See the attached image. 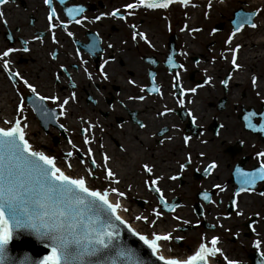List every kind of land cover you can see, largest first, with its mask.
Masks as SVG:
<instances>
[{"label":"flooded vegetation","instance_id":"flooded-vegetation-1","mask_svg":"<svg viewBox=\"0 0 264 264\" xmlns=\"http://www.w3.org/2000/svg\"><path fill=\"white\" fill-rule=\"evenodd\" d=\"M132 2L64 0L61 4L52 0L59 21L67 25L58 24L53 30V43L48 31L49 9L43 0H7L0 5L7 21L0 20V51L18 49L10 56V70L34 85L39 95L59 97L55 105L43 107L55 110L56 116L59 103L68 99L66 112L87 110L94 112L96 119L119 120L126 194L138 201L142 215L148 218L144 220L147 232L171 234L166 241L171 248L168 257L186 258L195 252L201 237L207 244L216 236L224 256L210 258L215 264H226L225 256L237 264H258L264 259V196L260 195L264 182H257L250 193L238 197L233 193L241 187L236 169L253 171L264 162L256 155L264 151L260 117L250 118L257 125L255 130L246 127L244 119L250 112L264 113V21L256 20L257 13L251 17L257 28L245 26L231 44H225L239 19L235 13L250 16L256 8L233 6L224 14L213 9L204 11L198 0H189L186 8L179 3L167 9L140 7L123 20L108 15L114 9L124 15L129 11L124 5ZM76 7L84 11L74 14L73 22H69L65 9ZM97 16L101 18L96 20ZM75 19H80V24ZM134 30L145 33L148 43L139 37L133 40ZM237 44L240 68L233 69L231 49ZM101 64L107 80L100 75ZM177 73L182 95L174 87ZM253 76L257 77L255 87ZM208 77L211 79L205 84ZM130 80L134 83H128ZM222 80H227L226 86ZM2 83L18 85V97L23 94L34 112L37 106L28 100L36 96L20 80H10L0 67ZM153 86L159 91L150 92ZM191 88L196 92L188 91ZM130 96L144 99L130 100ZM113 111L119 117L111 115ZM84 116L80 111L72 120L86 125L90 118ZM141 123L145 127L141 128ZM101 133L95 138L105 139L108 130ZM184 137L189 138L187 144ZM213 161L217 167L205 173ZM145 164L152 168L151 174L144 172ZM180 164L186 167L181 170ZM173 176L176 179H170ZM157 177L160 192L144 183ZM153 208L160 212L159 217L153 214ZM237 211L242 215L237 216Z\"/></svg>","mask_w":264,"mask_h":264},{"label":"snow or ice","instance_id":"snow-or-ice-1","mask_svg":"<svg viewBox=\"0 0 264 264\" xmlns=\"http://www.w3.org/2000/svg\"><path fill=\"white\" fill-rule=\"evenodd\" d=\"M7 3V0H0V5ZM43 3L48 6L47 21L48 31L52 33L53 43L56 42L54 29L58 24L66 28V24L59 21L56 10L51 6L52 0H43ZM63 4L64 0H60ZM179 3L182 6H187L189 0H134L132 3L124 5L126 11L124 15L118 9H114L108 15L119 17L121 20L125 15H132V10L140 7L146 9H167L171 4ZM211 4L209 3V7ZM69 22H73L74 14L82 13L83 8H66L65 9ZM260 10L251 13L250 16L243 13L239 14V19L235 21V28L229 34L225 44H231L233 37L240 32L245 26L253 29L258 25L252 22L251 17L257 15ZM103 15V14H102ZM207 16V13H205ZM101 17H95L99 20ZM0 20H4V13L0 12ZM76 24H80V19H75ZM133 29L135 26H131ZM184 31V29H181ZM191 31H199V29H192ZM213 32L216 29L212 30ZM71 36L72 33L68 32ZM148 40L143 32H132V39ZM33 39H40V37H33ZM28 42L24 41L26 45ZM151 46V45H150ZM109 48L112 45H108ZM240 45L237 44L235 48L231 49V63L233 69H239L240 65L237 63V51ZM18 49L7 47L0 51V67L8 74L10 80H20L23 85L36 96L37 100L43 102L51 100L56 102L57 96H41L37 93L34 85L23 79L17 72L10 70V56ZM24 52L28 51L27 47L23 48ZM83 63V61H82ZM107 61H105V64ZM171 64V59H169ZM173 67H183L182 65H172ZM100 75L107 80L108 77L103 71L104 64L100 65ZM85 71H87L85 69ZM59 79V77H57ZM89 79L91 76L89 75ZM211 77L205 79V84L209 82ZM174 87L179 89L181 95L184 89L180 88V76L177 73L174 77ZM257 77H252V85L255 87ZM132 84L134 81H128ZM222 84L227 85V80H222ZM15 87V84L13 85ZM145 91L141 88V92ZM150 92L156 93L159 89L153 86L149 89ZM188 91L195 93L196 88H191ZM72 99H75L73 96ZM128 99L143 100V96L128 97ZM181 104L183 101H179ZM69 103L68 99H64L59 103V115L63 116L66 113L65 106ZM35 110V109H34ZM24 111L23 101L17 105L15 112L16 119L3 121L6 127H0V264H145L139 257L137 251L128 247L124 241L120 239L119 226L123 225L127 228L133 236H137L150 250L157 260L163 261V264H210V258H215L218 254L224 256L222 250L217 247L218 237L213 236L210 241L205 243L204 237H201V242L197 246L195 252L188 255L186 258L164 257L159 255V241H167L171 239V234H157L153 232L151 237L143 235L133 229L127 221H125L119 214L118 210L121 205L119 199L113 203L109 200V190L103 191L92 188L88 185L85 176H71L67 174L61 167L57 166L56 158L48 155L43 151L36 150L27 139L25 129L28 127L26 118L21 115ZM171 111L170 109H166ZM42 115L47 116L46 111L41 112ZM164 115V112L159 113ZM190 116L191 112L188 113ZM55 110L51 113L52 118H55ZM259 115L260 126L259 130L264 132V113H248L245 119V126L256 129L257 125L250 122V118ZM195 121V117H192ZM22 121H25L22 123ZM63 128V125H60ZM93 125L86 124V127L81 129V135L84 136V145L91 144L86 133L90 132ZM140 127H145L140 124ZM171 139V137H168ZM188 137H184V142L187 144ZM68 143L72 145V141ZM75 148V145H72ZM77 151H79L77 149ZM73 155L71 151L65 154V164L69 170L72 169L70 159ZM202 155V154H201ZM258 158L264 159V151L258 152ZM87 156L91 161V168L97 166V161L92 158L93 152L91 147L87 148ZM109 157L103 155L104 160V178L111 183H119L115 177V173L107 167ZM186 163H190V160ZM80 164L84 165L85 160L81 159ZM144 172L151 174L152 168L147 164L143 165ZM186 164H180V169L183 170ZM217 164L213 161L204 169L205 173L215 169ZM237 175L240 177L241 187L233 193L234 197H238L241 193H250L254 190V185L257 182H264V162H261L253 171H242L236 169ZM87 176L93 177L91 169H86ZM157 177L154 180H146L144 183L151 190L160 192L156 187ZM170 179H176L175 176ZM214 187L220 188L219 185ZM223 191V188H220ZM111 193L118 198L124 197L125 193L119 191L117 188H111ZM260 195L264 196V193ZM204 199L208 200V195L204 194ZM161 203H164L163 196L160 197ZM234 206H237L236 199L232 201ZM165 207H168L165 205ZM171 210V208H169ZM126 211V209H125ZM153 214L160 216L155 208ZM237 216L242 215L240 211L236 212ZM137 220L143 219L148 221L147 217H136ZM155 223L154 221L152 222ZM188 223V221H184ZM22 238H33L37 243L42 244L47 250L46 254L39 258L33 259L26 253L22 261H17L9 252L10 241L21 240ZM181 239V237H177ZM211 245L210 247L208 245ZM256 246L259 248L260 244L257 241ZM226 264H237L236 261L228 260L225 256ZM258 264H264V259L258 261Z\"/></svg>","mask_w":264,"mask_h":264},{"label":"rangeland","instance_id":"rangeland-1","mask_svg":"<svg viewBox=\"0 0 264 264\" xmlns=\"http://www.w3.org/2000/svg\"><path fill=\"white\" fill-rule=\"evenodd\" d=\"M244 0H222V1H215L214 4H212L209 7V4L207 2H199L197 4H202V8H204V11H207L208 9H213L215 11L224 13V14H228L230 8H232L233 6H244L245 4L243 3ZM195 3V2H194ZM220 5V6H219ZM248 8H253V9H259L260 11L258 12L259 17L261 18L262 21H264V0L263 3L261 4H255V6H250ZM179 12L181 10V8H178ZM7 85V84H6ZM14 85V84H13ZM13 85L9 86L7 85V88L9 89V92H11L12 96H15L13 98V100L11 101V107L10 109H12V114L13 117L16 114L15 109L17 107L18 104L21 103V101H23V105H24V111L21 113L22 116H24L26 118V123L27 125H31L32 128L35 130L34 132H32L29 137L30 138H35L36 139V148H45L46 151H48L49 153H51L54 157H59L58 161H65V154L69 151H71L73 153L72 157L69 158L71 164L73 165V167H76L78 169V171H81V173L83 175L86 174V169H91V171L93 172V177L90 176H86V178H88V180H92L95 185H99L100 184V180L98 178H100L99 176L96 175L95 173V168L99 169V171H102L101 169H103V172L101 173V177H104V160H103V155H107L109 157L108 161H107V167L110 168L114 173H115V177L118 180L119 177L118 175H120V171L119 168H123V158H122V151L120 149V147H118L119 140H111L108 143L104 141V145H102V140L96 139L95 136L99 137L103 132L108 130V132L111 129L117 130L118 132H120V126H119V120L116 121L113 118H109L110 120H106V119H96L98 118L94 112L90 113L91 111H88V113L84 110H78V111H72V117L76 118L80 111H82V113L85 114L84 117L90 118L91 120H96L97 122H91L90 119H88L87 123H90L91 125H93V127H95L97 130H94L93 127L91 129V133L88 134L86 133V135L88 136L89 140L91 141V144L88 146L84 145V136L81 135V129L85 128L86 125H84V123L82 124H78L77 126L74 127V129L71 131H69V129L67 128V124H66V120H67V112L65 113V115L61 116L59 115L58 111V116H56V121L55 124H51V123H47L46 125V129L44 130L40 127L39 124V119L36 117V115L34 114V112L32 111V109L29 108V106L26 104L25 99L22 97V95H20L21 97H18V93L17 91H19V87L18 85H15V87ZM21 90V89H20ZM26 90H24L25 92ZM23 92V93H24ZM48 97V96H47ZM45 103L48 106H52L55 105L53 104V102L51 100H45ZM8 107L9 102H5L3 107ZM3 107L0 108V112H2ZM15 112V113H14ZM86 112V113H85ZM111 115L114 116H118V112L113 111L110 112ZM16 118L17 114H16ZM64 121L65 123L61 122ZM25 121H22V123ZM93 123V124H92ZM4 125V123H3ZM60 125H63V128L60 127ZM93 136V137H92ZM71 140L72 141V145H75V148H73L72 145H70L68 143V141ZM43 142L46 144L43 145ZM91 147L92 152H93V157L96 161H97V166L95 168H91V161L89 159V157L86 156V152H87V148ZM101 147V148H100ZM86 152H85V149ZM77 149L79 151H77ZM95 150H99L98 153L94 152ZM83 159L85 160V164L81 165L80 164V160ZM87 175V174H86ZM120 180V179H119ZM135 187V186H134ZM97 188V187H95ZM103 188V187H102ZM136 188V187H135ZM122 200H128L130 203V209L131 211L134 209V207L136 206L138 211L141 213L140 211V206L138 204V201H134V200H130V196L129 194H126V197H121ZM126 200V202H127ZM140 217H144L141 213ZM140 221L146 225L144 223L143 219H140Z\"/></svg>","mask_w":264,"mask_h":264},{"label":"bare ground","instance_id":"bare-ground-1","mask_svg":"<svg viewBox=\"0 0 264 264\" xmlns=\"http://www.w3.org/2000/svg\"><path fill=\"white\" fill-rule=\"evenodd\" d=\"M198 1L199 2L205 1L208 4L210 3L212 5V4H214L215 1H218V0H198ZM243 3L245 4L244 5L245 7H250V6H255V4L257 5V4L263 3V0H244ZM180 6H182V5H180ZM198 6L202 7L203 5L198 4ZM184 8H186V6H184ZM196 13L197 12H195V14ZM256 20L261 21V18L259 17V15H257ZM14 97L15 96H12L11 92H9L7 85L2 83V85H0V108H2L4 106L5 102H9L10 105H8V107H6V105H5V107H3L2 112H0V127H6L7 126V125H3V121L5 119H9V120L16 119V114L13 117L12 109H10V107L12 106L11 101L13 100ZM72 119L74 120V118L72 117V111L68 110L67 111L66 124H67V128L69 129V131L70 130L72 131L74 129V127L77 126V124L74 123V121ZM61 122L65 123L64 121H61ZM25 131L27 134V139L29 140V142L32 144V146L36 150L43 151L46 154L53 156L51 153L46 151L45 148L44 149L43 148H38V149L36 148L38 146V145L36 146V139L29 137V135L35 131L31 125H28V127L25 129ZM104 137H105V139L104 138L102 139V145H104V141L107 142V140H108V143H109V141H111V140L115 141V139H116V140H119L118 141V143H119L118 147H120V149L122 151L120 132H118L117 130L111 129L108 133H106V135H104ZM45 144H46V142L45 143L43 142V145H45ZM98 151L99 150H95L94 152L98 153ZM85 152H86V149H85ZM86 156H87V152H86ZM55 158H56L57 166L61 167L67 174H69L71 176H85V178H86L87 175L86 174L83 175L81 173V171H78V169L76 167H73V165H72V169L69 170L67 168V165L65 164V161L61 162V161H58L59 157L58 158L55 157ZM94 170H95L96 175L100 177V178H98L100 180V184L95 185V183L92 180H90V179L88 180V178H86L88 185L92 188L97 187L95 189L100 190V191L108 189L109 190V197L108 198L111 202L115 203L119 199L121 207L118 210V214L125 221H127L128 224L133 229H135L136 231H138L139 233H141L143 235L151 237V234L149 232H147V230L145 229L144 224L140 220L136 219L137 216H141V213L138 211L137 207L135 206L134 209L131 211L130 203L127 199H126L127 202H126V200L123 201L121 197L118 198L115 194L111 193V191H110L111 188H117L119 191H123L125 193L124 197H126L124 169L121 167L119 168L120 175H118V177L120 180L118 179V181H119L118 184L117 183H111L109 180H106L104 177H101V173L103 172V169H101L102 171H99V169H97V168H95ZM130 196L132 197V195H130ZM125 209H126V211H125ZM158 243L160 245L159 251L163 252L169 256V254L171 253L170 252L171 248L168 245V243L166 241H159ZM211 261H212V264H215V262L213 260H211Z\"/></svg>","mask_w":264,"mask_h":264},{"label":"water","instance_id":"water-1","mask_svg":"<svg viewBox=\"0 0 264 264\" xmlns=\"http://www.w3.org/2000/svg\"><path fill=\"white\" fill-rule=\"evenodd\" d=\"M235 14L236 17H238V14ZM28 101L34 107L37 106V108H35V112L40 119V123L44 129L46 128L47 123H53L55 121V118L53 119L51 114L49 115V112L51 111L41 108L43 106V102L38 101L36 98L29 99ZM42 111H46L48 115H42ZM119 231L120 239L124 241L128 247L135 249L139 257L145 262V264H163V261L157 260L156 257L152 255L151 250L146 245H144L137 236H133L130 232H128L127 228H125L123 225L119 226ZM9 252L19 262L23 260L25 253L33 259H39L46 254L47 250L42 244L37 243L33 238H22L21 240L17 241H10ZM159 254L164 257H168V255L163 252L159 251ZM210 263L212 264L211 259Z\"/></svg>","mask_w":264,"mask_h":264}]
</instances>
